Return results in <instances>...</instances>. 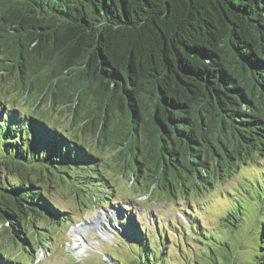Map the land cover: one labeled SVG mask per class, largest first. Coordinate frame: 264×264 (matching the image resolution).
Returning a JSON list of instances; mask_svg holds the SVG:
<instances>
[{
	"label": "trees",
	"instance_id": "trees-1",
	"mask_svg": "<svg viewBox=\"0 0 264 264\" xmlns=\"http://www.w3.org/2000/svg\"><path fill=\"white\" fill-rule=\"evenodd\" d=\"M0 64L3 77L16 68L17 88L32 75L28 89L49 94L53 105L71 106L77 93L76 114L81 95L92 94L101 112L81 116L80 129H97L93 138L112 147L121 166L129 157L136 182L149 185L145 195L159 188L175 196L178 180L186 192L190 176L211 185L213 166L221 177L264 155V0H0ZM17 107L0 100V230H11L28 253L19 261L0 251V264H36L38 239L22 219L57 226L70 214L46 191L70 183L94 204L115 199L108 161L88 136ZM241 209L229 212L230 227ZM259 211L253 264H264V205ZM125 221L126 242L140 243L124 264H144L143 225Z\"/></svg>",
	"mask_w": 264,
	"mask_h": 264
},
{
	"label": "rangeland",
	"instance_id": "rangeland-1",
	"mask_svg": "<svg viewBox=\"0 0 264 264\" xmlns=\"http://www.w3.org/2000/svg\"><path fill=\"white\" fill-rule=\"evenodd\" d=\"M16 74L14 67L12 74L0 76V100L6 106H18L23 113L35 112L48 121L56 122L64 130L68 129L70 134L88 136L91 148L108 161L104 171L112 186L109 188L114 197H110L115 199V195H123L127 202L124 206L116 204L114 200L105 205L99 202L94 204L95 201L90 202L83 194L77 196L70 183H67L69 186L64 184L54 191H46L49 198L70 214L67 215V222L57 226L31 216L22 219L25 232L38 239L36 248L30 254L35 256L33 260L36 264H117L113 256L124 264L132 257L133 250L139 249L140 243L138 238H134L131 244L127 243L132 232H124L126 228L121 227L120 223L124 220L137 227L143 225L148 254L141 260L144 264H150L148 258L151 264H165L161 260L164 252L168 256L165 257L168 264H214L215 258L211 257V261L208 257L212 256L211 247L216 250L217 261L228 264L226 256L231 255L226 246L228 242L234 252L230 264L254 263L256 248L261 244V227L256 215L261 212L259 207L264 205L260 195L264 193V155L235 171L230 169L221 177L216 175L213 166L211 185L203 184L200 179L197 182L195 176H190L183 180L191 185L186 192L181 190L178 180L175 196L159 188L145 195L149 185L136 182V169L129 157L124 160L125 166H121L115 150L100 145L93 138L101 136L97 129L96 132L80 129L83 123L81 116L88 117L86 120H96L95 116L101 112L92 94L81 95L83 102L79 103L76 114L74 105L78 100L77 93L71 106L61 102L53 105L49 94L46 98L37 88L28 89L32 75L24 79V86L19 83L17 88L19 77ZM119 118L125 122L128 117L124 111H120ZM128 200L132 201L131 205ZM239 207L242 208L239 214L241 222L238 221L236 228L230 227L228 214ZM95 219L100 221L95 222ZM84 225L85 232L80 237L76 236L73 229ZM0 251L7 252L19 261L20 257L28 253L21 247L16 235L5 226L0 230Z\"/></svg>",
	"mask_w": 264,
	"mask_h": 264
},
{
	"label": "bare ground",
	"instance_id": "bare-ground-1",
	"mask_svg": "<svg viewBox=\"0 0 264 264\" xmlns=\"http://www.w3.org/2000/svg\"><path fill=\"white\" fill-rule=\"evenodd\" d=\"M95 220H96L95 222L100 221L99 219H95ZM85 229H86V226H85V225H84V226H76V227L73 229V233H74L76 236L80 237V236H82L83 232H85ZM103 230H104V229H103Z\"/></svg>",
	"mask_w": 264,
	"mask_h": 264
}]
</instances>
